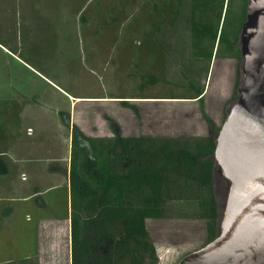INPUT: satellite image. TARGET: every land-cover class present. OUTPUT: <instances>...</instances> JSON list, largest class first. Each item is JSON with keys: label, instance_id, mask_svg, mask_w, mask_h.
<instances>
[{"label": "rangeland", "instance_id": "obj_1", "mask_svg": "<svg viewBox=\"0 0 264 264\" xmlns=\"http://www.w3.org/2000/svg\"><path fill=\"white\" fill-rule=\"evenodd\" d=\"M182 2L183 9L171 28L169 23L173 15L169 10H177L178 0H0V134L9 129L6 123L10 113L4 101L17 94L31 100L57 101L48 106L53 110L59 106L68 113L71 102L67 96L106 97L111 101L129 98L128 105L100 100L93 101L92 105L83 102L77 108L76 113L79 112L81 118L78 123L89 135L112 137L109 120L128 121L134 126L133 116L137 114L130 108V98H191L190 80L194 89H205L204 108L220 127L234 103L230 97L238 69L242 78L241 60L212 57L206 72L203 61L189 62L191 69L185 68L183 64L191 50L189 26L185 25L183 15L187 16L190 0ZM240 5L239 0H233V14L239 13ZM161 18L168 23L163 22L165 26L157 36L163 41L156 45L155 59L154 55L141 54L139 48L148 47L145 32L154 31ZM215 50L216 44L213 54ZM219 52L222 53L221 48ZM41 107L32 109L30 117L12 121L16 136L25 139L27 129L31 128L34 131L31 139L51 140L56 158H68L71 130L53 110ZM156 109L160 116L171 115L173 111L172 105H158ZM184 129L192 131L188 127ZM207 134L208 130L204 136ZM165 136L160 134L159 137ZM9 139L15 141L12 134ZM2 148L1 152H6V146ZM67 166L65 161L60 179L44 184L42 195L35 197L30 205L16 200L1 201L0 206L26 210L32 205L45 206V214L65 219L70 209ZM213 188L222 214L227 192L225 181L217 170ZM26 213L31 215L29 211ZM146 227L157 264H179L184 257L204 246L203 225L199 222L167 219L148 221ZM145 264L151 263L146 260Z\"/></svg>", "mask_w": 264, "mask_h": 264}, {"label": "trees", "instance_id": "obj_2", "mask_svg": "<svg viewBox=\"0 0 264 264\" xmlns=\"http://www.w3.org/2000/svg\"><path fill=\"white\" fill-rule=\"evenodd\" d=\"M239 1L241 10L235 15L233 0H190L187 16L183 15L185 25L189 26L191 50L188 62L183 64L185 68L191 69L190 63L203 61L206 72L212 57L240 62L237 42L247 0ZM182 3L178 0L177 10H169L173 15L171 28L183 9ZM161 19L154 31L145 32L148 47L163 41L157 36L167 20ZM236 77L230 97L233 102L239 69ZM190 81L196 99L203 87L194 89ZM198 101L201 119L208 130L201 137H124L119 125L109 120L113 136L92 138L76 125L71 126L68 114L62 115L64 126L71 130V264H145L146 260L157 264L146 227L148 221L199 222L203 225L204 245L216 237L221 213L213 188L217 169L212 155L220 127L204 113L200 98ZM130 108L137 114L135 107ZM3 153L0 152V164ZM6 173V166H0V175Z\"/></svg>", "mask_w": 264, "mask_h": 264}, {"label": "crops", "instance_id": "obj_3", "mask_svg": "<svg viewBox=\"0 0 264 264\" xmlns=\"http://www.w3.org/2000/svg\"><path fill=\"white\" fill-rule=\"evenodd\" d=\"M139 51L141 54L145 52L144 54L155 56L156 46L140 47ZM204 95L205 89H202L201 95L196 99L193 97L158 98L142 96L130 98V105L137 110V115L133 116L135 119L134 126L129 125L128 121L123 123L117 120L116 122L124 137H159L160 134L166 135L165 137H201L207 133V127L198 110L199 98L204 113L216 126V119L211 117L206 107L204 108ZM67 97L71 102L69 113L59 106L54 110L48 106V104L57 103V101L31 100L22 94H17L4 101L8 104L7 111L10 114L7 116L9 120L6 123L9 129L3 130L2 138H0V152L4 150L2 146H6V152L3 153L0 166L5 165L7 168V173L0 175V202L9 203L17 200L30 205L35 197L42 195V190L45 188L42 187L44 184L60 179L58 177L64 171L63 164L65 161L68 162L67 185L69 186L71 133L69 132L68 135V140H70L67 151L68 158L57 159L53 154L54 146L51 140L31 139L34 134L31 128L27 129L25 139L16 136V129L12 126L13 120L30 117L32 116V109L42 108L43 105L47 110H53L52 112L57 117L68 114L71 126L76 125L88 137H110L108 135H89L78 123L81 118L78 117L79 112L76 113L77 108L83 102L92 105L94 104L93 101L102 100L109 104L127 102L129 99L118 98L111 101L109 100L111 98L106 97L107 100L95 97ZM119 105L122 106V104ZM158 105H172V114L160 116L156 109ZM107 115L111 117L110 114ZM60 125L62 126V124ZM184 127L192 130L191 133ZM170 129L174 130V134L170 132ZM176 131L180 132L175 134ZM9 134L15 138L14 142L8 141L10 140ZM43 165H47V168H42ZM33 185L35 191L32 192ZM40 203L44 204L43 202ZM26 211H29L31 215ZM45 211V206L32 205L28 210L0 206V264H71L70 209L65 219L56 217V214H45Z\"/></svg>", "mask_w": 264, "mask_h": 264}, {"label": "water", "instance_id": "obj_4", "mask_svg": "<svg viewBox=\"0 0 264 264\" xmlns=\"http://www.w3.org/2000/svg\"><path fill=\"white\" fill-rule=\"evenodd\" d=\"M237 46L242 78L212 155L224 210L216 237L179 264H264V0H247Z\"/></svg>", "mask_w": 264, "mask_h": 264}, {"label": "flooded vegetation", "instance_id": "obj_5", "mask_svg": "<svg viewBox=\"0 0 264 264\" xmlns=\"http://www.w3.org/2000/svg\"><path fill=\"white\" fill-rule=\"evenodd\" d=\"M247 5V4H246ZM244 18H245V16H244Z\"/></svg>", "mask_w": 264, "mask_h": 264}]
</instances>
